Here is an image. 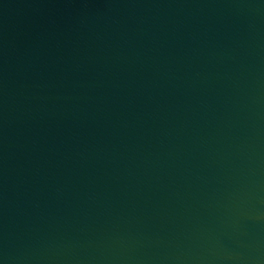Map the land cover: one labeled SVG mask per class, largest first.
Returning <instances> with one entry per match:
<instances>
[{
    "label": "water",
    "instance_id": "1",
    "mask_svg": "<svg viewBox=\"0 0 264 264\" xmlns=\"http://www.w3.org/2000/svg\"><path fill=\"white\" fill-rule=\"evenodd\" d=\"M0 264H264V0H0Z\"/></svg>",
    "mask_w": 264,
    "mask_h": 264
}]
</instances>
